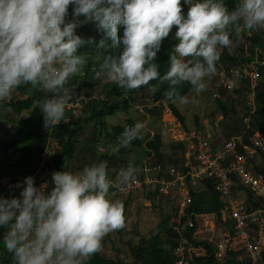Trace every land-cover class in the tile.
Wrapping results in <instances>:
<instances>
[{"label":"clouds","instance_id":"clouds-1","mask_svg":"<svg viewBox=\"0 0 264 264\" xmlns=\"http://www.w3.org/2000/svg\"><path fill=\"white\" fill-rule=\"evenodd\" d=\"M184 3L186 15L181 0H0V101L29 85V94L45 93L38 101L45 128L68 122V86L87 62V54L77 55L84 43L75 34L79 22H65L72 6L73 16L94 21L115 50L103 53L96 79L104 77L127 91L151 85L153 95L166 85L167 101L194 102L181 94L183 86L190 85L196 95L205 91L222 49H235L244 32L264 30V0H237L232 9L224 0ZM174 26L178 43L162 74L155 60ZM106 47L101 41L99 48ZM145 128L140 121L126 127L108 150L129 148L143 139ZM138 172L129 161L120 170V185L133 184ZM51 184L44 191L26 177L23 186L16 185L22 187L20 198L0 197V228L7 229L3 244L15 264H87L108 235L126 227L125 205L111 197L107 161L77 173L53 172Z\"/></svg>","mask_w":264,"mask_h":264},{"label":"trees","instance_id":"trees-1","mask_svg":"<svg viewBox=\"0 0 264 264\" xmlns=\"http://www.w3.org/2000/svg\"><path fill=\"white\" fill-rule=\"evenodd\" d=\"M183 12L186 15L187 8L184 0H181ZM224 3L232 9L235 7L237 0H224ZM73 8L69 7V15L66 17V23L77 20L78 27L75 29V34L81 37L84 43L78 47L77 55L87 54V62L82 68L78 76L72 78L69 89L71 95L83 94L87 97L79 115L72 118L67 123L61 121L55 127H44L43 113L40 111L38 101L45 98V93L34 91L28 93L29 85L21 86L14 90L21 97L10 98L8 101H0V153L4 152L8 146L15 145L20 151L17 156L4 155L0 161V174L10 175L13 180L17 176H26L30 174L39 160V154L44 149L47 141H54L57 145L52 159L56 169L61 171H73L68 168L69 160L76 156L80 162L77 168L81 170L85 166H90L99 161H107L109 177L112 178L113 172L118 168H126L129 161H133L138 167L139 158L147 156L151 153L154 156V161L161 164L167 162L174 164L181 158L182 145L171 142L172 149H176L172 155L163 150V142L159 129H156L152 135L145 133L143 139L133 141L127 149H120L119 152L113 153L108 150L109 145L118 143V137L122 134L126 127L133 126L137 120L128 117L124 123L112 125L108 129L107 116L113 115L116 112H127L136 104L141 103L144 98H152L155 100L164 101L167 103L176 114V116L185 123L184 115L177 106L167 101L163 95L166 85L154 95L149 91V86L142 87L139 90L127 91L120 88L118 85L101 77L99 80L95 78V72L99 69V64L102 62L103 53H111L115 50L112 48L111 38L99 30L94 21L85 22V17L81 15L76 18L72 14ZM176 27L174 26L169 37L164 39L160 51L157 53L155 62L160 65V71L163 74L169 67V56L173 51L174 46L178 43L175 39ZM119 36H123V29L119 30ZM241 37L244 40H241ZM239 38L238 52H230L228 49H222V54L219 62L229 63L232 66L239 65L245 61H250L254 58L255 48L264 51V30L244 32ZM235 39V37H233ZM103 41L106 48H99L100 42ZM242 41V43H241ZM244 46L247 47L250 56H244ZM259 58L262 64L258 66L259 78L255 86L254 93V110L249 112V108H245L244 93L248 90V83L240 80L238 87L231 90H220V96L215 97L214 103L221 111L224 119H229L228 123L221 122V133L225 137L231 134L245 131V135H252L255 131L264 135V55L259 53ZM152 81L151 84H155ZM101 85V87H100ZM191 90V86L185 84L181 89L182 95H187ZM235 94V95H233ZM5 110L4 115L2 114ZM137 111V110H136ZM159 107H154L149 110V115L155 116L158 120V125L161 127L159 116ZM26 112L24 116H21ZM244 112L248 116V127L240 116ZM143 116V113H139ZM146 116V115H145ZM202 118V117H201ZM194 125L200 122V116L194 115L192 119ZM6 122H11L15 127L13 134L3 133L2 125ZM92 125L94 132L91 138L87 141L82 140L83 131ZM104 147L106 152L99 150V147ZM87 154V157H86ZM256 169L258 167H255ZM261 168H264V156L261 160ZM140 176L138 172L137 177ZM201 191L191 190L192 204L190 209L196 213L213 212L219 209L221 202L217 193L212 188L210 182L206 181ZM52 184H48L43 189L50 191ZM113 188L111 189L112 192ZM155 191L147 194L150 201L154 204ZM0 197L11 199L19 198L20 194H12L11 192L1 193ZM162 197V195L160 196ZM161 199V198H160ZM165 200L167 204L171 199ZM162 201V199H161ZM173 203V202H172ZM176 212L174 205L170 206L165 211L159 213L158 231L149 237H140L135 244L130 245L129 253L131 260L128 264H175L176 257L173 254V248L176 245L174 234L168 227L170 217ZM7 229L0 228V264H15L13 254L7 252L3 244V237L6 235ZM186 234L191 240L192 229H188ZM191 242L194 246H203L205 251L203 254L193 255L190 264H238L235 260V252H228V257L224 261H219L214 258V246L208 241L194 240ZM118 252H120L117 249ZM87 264H125L118 255L114 257L107 256L101 251L95 254ZM127 264V263H126Z\"/></svg>","mask_w":264,"mask_h":264},{"label":"built area","instance_id":"built-area-1","mask_svg":"<svg viewBox=\"0 0 264 264\" xmlns=\"http://www.w3.org/2000/svg\"><path fill=\"white\" fill-rule=\"evenodd\" d=\"M244 48L243 55L250 56L247 47ZM259 53L264 55V51L256 47L252 60L235 66L218 62L217 72L211 79L212 97H219L220 90L238 87L240 80H244L249 85L244 93L245 108L252 112L259 78L257 68L262 64V60L260 64L254 60L259 58ZM86 100L82 93L71 95L66 107L68 121L79 115ZM154 107L160 108L159 116L167 138L182 145V156L174 164L156 162L152 153L144 156L138 165L140 176L136 181L128 186L114 184L112 193L128 195L139 190L146 206L151 204L147 197L151 191H155L157 197L162 195L171 199L176 212L170 217L168 227L176 240L173 248L177 258L175 264H190L193 255L204 253L205 248L194 246L192 239L212 243L216 260L224 261L232 251L236 253L238 264H264V168H261L264 135L255 131L246 136L245 131H241L225 137L218 133V121L201 120L198 125L188 126L164 101L144 98L135 105L138 113L146 115ZM240 116L248 127V116L244 112ZM14 127L11 122H6L2 131L10 135L15 132ZM56 148L54 141H47L37 165L26 176H17L14 181L10 175L0 174V192L20 194L22 187L16 185L23 186L26 177H33L36 187L43 185L42 190L51 184L52 173L61 171L56 169L52 159ZM99 150L106 152L101 146ZM19 153L15 145L8 146L0 153V161L4 155L17 156ZM206 181L211 183L221 205L213 212L196 213L190 209L193 202L190 192L206 189ZM188 229H192L191 240L186 234Z\"/></svg>","mask_w":264,"mask_h":264},{"label":"rangeland","instance_id":"rangeland-1","mask_svg":"<svg viewBox=\"0 0 264 264\" xmlns=\"http://www.w3.org/2000/svg\"><path fill=\"white\" fill-rule=\"evenodd\" d=\"M188 8V5L185 4ZM246 33H250L247 31ZM241 40H244L241 37ZM242 43V41H241ZM239 43L235 49L230 52L237 53ZM255 62L257 60V64H260L261 61L257 57L254 59ZM254 62V63H255ZM228 63V62H227ZM256 65V64H255ZM257 67V66H256ZM258 69V68H257ZM213 82H208V87L205 91H202L199 95H196L194 92H189L187 95L189 102L187 104H182L180 102L174 103L178 109L185 113L184 118L187 125L193 124L192 119L194 115L200 116L201 120H212L219 122V132L221 133V122L228 123L229 119H224L221 111L214 103V99L212 97V91H214V87L211 85ZM101 87V85H100ZM235 95V94H233ZM21 97L19 94L13 92L10 98H18ZM10 98L6 99L8 101ZM5 110H3L2 114L4 115ZM26 112H23L21 116H24ZM132 118L134 120L143 122L146 125L145 133H150L149 131H155L156 129L160 130L161 139L163 142V150L172 155L174 152H177L176 149H172L171 142L168 140L166 133L162 127H159L158 120H156L155 116L151 114L148 116H140V114L136 111L135 107L130 108L127 112H116L113 115L107 116L106 121L108 124V129L111 128L112 125L122 124L128 118ZM202 117V118H201ZM94 129L92 125H89L82 134V140L87 141L88 138H91L93 135ZM217 133V134H218ZM145 136V135H144ZM87 157V154H86ZM143 158L141 156L140 160ZM80 160L74 156L71 160H69L68 168L72 170H81L77 168L78 163ZM122 168H118L113 172L112 180L114 184L117 186L120 185L119 183V173ZM111 197L113 199H119L123 201L125 205V217H126V227L122 230L116 231L108 235L102 247V253L106 254L107 256L114 257L118 255L120 259L126 264H128L131 260L129 247L132 244H135L140 237H149L150 235L156 233L158 231L157 225L159 223V213L160 211H165L173 205L172 201L169 204L165 202L168 200L166 197L162 196H155L154 204L151 202L150 206L145 205V199L142 197V193L139 190H134L128 195L123 194H113L111 192ZM162 201H161V199ZM117 249L120 251L118 252Z\"/></svg>","mask_w":264,"mask_h":264},{"label":"crops","instance_id":"crops-1","mask_svg":"<svg viewBox=\"0 0 264 264\" xmlns=\"http://www.w3.org/2000/svg\"><path fill=\"white\" fill-rule=\"evenodd\" d=\"M149 132H151V131H149Z\"/></svg>","mask_w":264,"mask_h":264}]
</instances>
